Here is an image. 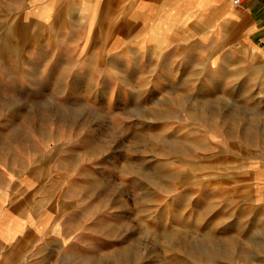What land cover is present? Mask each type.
<instances>
[{
  "label": "rangeland",
  "instance_id": "rangeland-1",
  "mask_svg": "<svg viewBox=\"0 0 264 264\" xmlns=\"http://www.w3.org/2000/svg\"><path fill=\"white\" fill-rule=\"evenodd\" d=\"M226 12L0 0V264H264V52Z\"/></svg>",
  "mask_w": 264,
  "mask_h": 264
},
{
  "label": "crops",
  "instance_id": "crops-1",
  "mask_svg": "<svg viewBox=\"0 0 264 264\" xmlns=\"http://www.w3.org/2000/svg\"><path fill=\"white\" fill-rule=\"evenodd\" d=\"M224 7L227 9L226 28L231 31L233 40L264 52V0H241L233 8L224 0Z\"/></svg>",
  "mask_w": 264,
  "mask_h": 264
},
{
  "label": "built area",
  "instance_id": "built-area-1",
  "mask_svg": "<svg viewBox=\"0 0 264 264\" xmlns=\"http://www.w3.org/2000/svg\"><path fill=\"white\" fill-rule=\"evenodd\" d=\"M239 2H240V0H232V4L235 5V6H236Z\"/></svg>",
  "mask_w": 264,
  "mask_h": 264
}]
</instances>
